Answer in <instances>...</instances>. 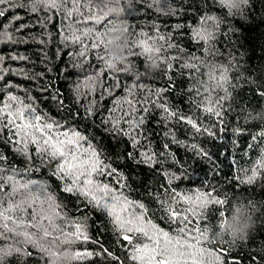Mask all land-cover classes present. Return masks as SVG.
I'll return each instance as SVG.
<instances>
[{
    "label": "snow or ice",
    "instance_id": "snow-or-ice-1",
    "mask_svg": "<svg viewBox=\"0 0 264 264\" xmlns=\"http://www.w3.org/2000/svg\"><path fill=\"white\" fill-rule=\"evenodd\" d=\"M247 2L218 0L230 14L242 13ZM133 6V0H127V4L125 0H105L104 7L93 4L92 0H0V18L13 12V20L18 21L22 17L15 12L22 8L35 14L41 22L40 27L46 28L47 22L53 19L52 13L61 17L60 42L71 50L69 56L79 62L77 67L84 69L87 65L89 69L76 82L77 103L90 118L99 114L101 101L109 98L111 107L106 110L102 123L111 133L127 138L132 149L128 153L129 158L150 168L161 166L167 187L161 185L160 190L150 195L163 210L161 219L167 221L169 229L151 218L145 203L130 197L123 174L102 156L88 136L76 127L40 113L26 90H22L25 95L20 96L7 90L12 85L0 89L3 91L0 137L7 131L8 141L14 143L15 151L26 160L33 159L34 149V156L40 164L53 169L52 175L63 182V192L76 195L85 207L90 206L106 215L117 240L126 242L125 251L130 264H225L221 251L208 247L206 239L210 224L208 209L222 205L224 201L215 194V189L181 191L173 187L181 177L162 167L170 154L156 152L142 130L147 117L155 109L163 124L184 122L197 133L204 131L209 136L213 133L207 128L201 129L193 116L171 108L164 100L165 90L153 89L142 83L145 76L139 71L133 73L131 64H121L118 70L107 55L108 36L116 18L111 13H123L119 18L127 20L124 18L125 10ZM167 11L168 14L173 12L171 9ZM220 25L218 16L205 14L195 25L187 26L191 38L204 45L206 56L197 57L185 54L169 34L160 31L135 34L128 21L130 43L125 60L142 57L144 63H154L165 75L176 68L182 75L187 70L192 81L189 92L193 93L194 110L200 109L208 115L220 117L223 104L229 98L230 69L206 58L213 54V43ZM24 27L13 28L11 23L3 25L0 44L27 43L28 40L16 35ZM183 27L176 25V29ZM44 36L50 39L51 33L43 32L29 39L46 44ZM173 50L176 54H172ZM90 53H94L98 62L95 66L88 61ZM7 59L26 61L28 58L11 55ZM5 61L6 57L0 55V81L10 71L29 78L25 69H10L5 66ZM105 73L110 74L116 83L106 85ZM119 76H127L130 83L121 88ZM168 78L171 80V76ZM114 89L122 94L116 95ZM164 136H172V133L166 131ZM258 138L264 141V130L254 134L253 143L248 145L250 150L258 149V156L249 162L248 168L239 170L243 173L237 177L241 184H251L259 174H264V144H256ZM164 148L167 149L168 144H164ZM191 148L212 161L213 154L207 150L196 144ZM5 161L6 157L0 155V264H5L9 255L25 253L28 246L37 249L42 258L47 257L48 264H76L93 256H107L112 261H119V257L103 246L100 251L78 250L75 246L79 242L99 243L88 234V217L71 215L47 184L30 178L31 173L40 171V168L5 167ZM55 246H59L58 251Z\"/></svg>",
    "mask_w": 264,
    "mask_h": 264
},
{
    "label": "trees",
    "instance_id": "trees-1",
    "mask_svg": "<svg viewBox=\"0 0 264 264\" xmlns=\"http://www.w3.org/2000/svg\"><path fill=\"white\" fill-rule=\"evenodd\" d=\"M92 2L104 7L105 0ZM168 4L172 5V14H162L147 7V0H133L134 6L125 10L124 18L129 21L135 34L138 35L141 31L169 34L173 42L185 50V54L200 57L206 56L204 45L197 44L191 38L187 26L195 25L205 14L218 16L221 25L213 43V54L206 58L229 67V98L223 104L220 117L208 115L200 109L194 110L193 93L189 92L192 81L187 70L183 75L178 68L169 71L167 75L157 71L152 77H143L141 82L153 89H164V100L171 108L183 115L193 116L201 129L207 128L213 135L209 136L204 131L197 133L184 122L163 124L155 109L147 117L142 131L156 152L170 154L162 167L181 177L174 182L173 187L181 191L215 189V194L224 201L222 205L210 206L208 209L209 225H215L222 211L227 214L232 201L238 197L252 202L255 206L256 226L248 238L237 241L234 246L221 244L211 247L221 251L225 264H264V174H259L251 184H241L237 178L238 175H243L239 170L248 168L249 162L257 158L258 149L250 150L248 145L253 143L254 134L264 130V95L261 94L264 93V0H248L243 12L235 14H230L218 0H161V8L166 9ZM15 15L22 19L14 21V13L8 12L6 17L0 18V28L10 23L13 28L24 25L26 27L16 35L28 42L0 44V55L6 57L5 66L10 69L23 68L29 78L10 71L0 81V89L12 85L7 90L20 96H24L25 91L22 90H26L40 113L76 127L88 136L102 156L123 174L127 184L126 192L130 197L145 203L151 218L161 227L169 229L167 221L161 219L163 210L150 195L160 190L161 185L167 187L166 179L161 174V166L150 168L129 158L128 153L132 149L127 138L111 133L102 123L106 110L111 107L109 98L101 101L99 114L90 118L86 117L83 108L77 103L70 85L78 78L82 79L89 69L87 65L84 69L73 67V59L69 56L71 50L60 42L61 17L52 13V21L47 22L46 28H41L38 17L26 9H17ZM177 24L185 27L176 29ZM43 32L51 33L50 39L42 37L47 41L46 44L29 39L30 36ZM172 54H176L175 50ZM11 55L26 56L28 59H7ZM131 60L136 71H144L142 57H132ZM88 61L94 66L98 63L94 53L89 54ZM118 80L121 88L130 83L127 76H119ZM104 83L111 86L116 81L105 73ZM114 91L116 95L122 94L120 90ZM2 99L3 91H0V100ZM166 131L171 132L172 136L165 137ZM8 136L9 133L5 131L0 137V155L6 157L4 166L17 169L40 168V171H33L30 178L47 184L58 202L65 205L71 215L77 218L85 215L88 217V234L99 243L79 242L75 247L78 250L100 251L103 246L119 257V261H112L107 256H93L76 264H130L125 251L126 242L117 240L109 218L90 206L85 207L76 195L63 192V182L52 175L53 169L40 164L34 156V149L33 159L26 160L15 151V145L8 141ZM255 143L260 145L264 141L258 138ZM164 144H168L167 149ZM193 144L213 154L212 161L193 150ZM5 264H48V258H42L37 249L28 246L23 254L9 255Z\"/></svg>",
    "mask_w": 264,
    "mask_h": 264
},
{
    "label": "clouds",
    "instance_id": "clouds-1",
    "mask_svg": "<svg viewBox=\"0 0 264 264\" xmlns=\"http://www.w3.org/2000/svg\"><path fill=\"white\" fill-rule=\"evenodd\" d=\"M147 7L154 8L156 11L162 14H168L167 9H172V5L168 4L167 8H161V0H147ZM40 8V5H37ZM116 16L112 21V27L108 36L107 55L110 60L117 66L121 64H131L132 71L135 73L136 66L132 61L125 60L126 52L130 43V34L127 31V20H121L119 18L123 13H111ZM79 62L73 58V67L76 68ZM82 69L81 67H78ZM159 70L158 66L152 62H146L144 65V71L141 72L145 77H152ZM80 80L79 78L76 82ZM70 85L73 91V95H78L77 84ZM255 206L251 201L246 202L245 198L238 197L237 200L232 201L231 208L225 212L220 213V218L215 225L207 226L206 239L208 241V247L212 245L232 244L233 242L246 240L249 234L254 230L256 226L255 221ZM55 250H59V246H55Z\"/></svg>",
    "mask_w": 264,
    "mask_h": 264
}]
</instances>
